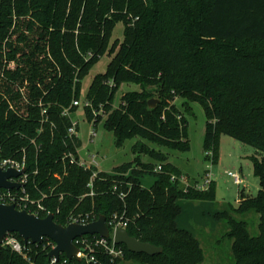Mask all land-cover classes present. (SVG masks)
Instances as JSON below:
<instances>
[{
  "label": "trees",
  "instance_id": "trees-1",
  "mask_svg": "<svg viewBox=\"0 0 264 264\" xmlns=\"http://www.w3.org/2000/svg\"><path fill=\"white\" fill-rule=\"evenodd\" d=\"M118 22L125 25L124 39L112 41ZM107 52L108 68L94 77L87 100L94 108L103 106L104 126L114 132L117 146L139 137L190 150L185 110L197 102L207 118L205 151L213 152L214 163L222 135L254 147L250 159L260 189L256 195L240 190L238 205L230 206L234 213H258L259 235H251L248 222L229 210L215 215L228 224L232 264H264V0H0V158H25L28 175L25 186L12 191L39 201L45 207L39 216L50 211L63 225L72 216L109 220L118 212L128 220L131 236L163 248L148 255L121 244L123 256L98 250L96 264L205 260L201 241L178 225L179 201L215 200V181L205 190L173 182L171 173L183 172L144 143L142 151L160 161L162 172L139 159L93 177L96 168L63 158L82 147L80 138L69 137L72 121L63 111L79 99L82 79ZM123 83L140 90L125 92L114 107ZM151 98L160 100L155 108L149 107ZM85 113L91 121L90 106ZM145 173L157 176L150 187L142 185ZM116 185L127 192L124 200ZM48 240L28 243L30 260L0 243V264H93L65 254L52 263Z\"/></svg>",
  "mask_w": 264,
  "mask_h": 264
},
{
  "label": "rangeland",
  "instance_id": "rangeland-1",
  "mask_svg": "<svg viewBox=\"0 0 264 264\" xmlns=\"http://www.w3.org/2000/svg\"><path fill=\"white\" fill-rule=\"evenodd\" d=\"M125 25L118 22L113 31L112 41L124 39ZM111 60L109 53H105L93 64L88 74L82 79L79 91L80 105L71 114L74 121L78 122V135L82 141L81 152L97 154L98 169L112 173L117 166L124 163L135 162L140 159L142 163L160 164L158 159L142 151V143L149 149H155L166 154L169 162L181 168L184 174L189 176V181L194 178L203 181L207 172H211L217 182L218 192L215 200L199 201L181 198L180 204L183 212L180 217V225L192 231L201 241L204 249L205 260L200 264H232V240L226 236L228 224L225 219H219L215 213L229 210L231 214L248 222L249 232L253 236L260 233L259 214L255 211L240 214L231 211V204L236 206L239 198V189H245V193L256 195L260 189L259 178L254 174L253 163L250 156L254 154V147L244 144L235 138L222 135L224 156L222 162L214 163L212 157L205 151V134L207 118L201 104L191 103V109L185 110L188 119V134L190 150L180 151L161 146L139 137L127 139L122 146H117L113 131L104 126V119L96 126V132L90 136L94 129L85 113V102L89 87L98 74L105 73ZM140 90V86L134 83H123L119 86L114 99V107L121 103V97L125 92ZM77 99V98H76ZM75 100V99H74ZM181 99L176 102L181 105ZM238 171L244 182L241 185L234 183V179L228 176L227 171ZM157 176L145 173L142 177V185L150 187ZM247 193V194H248ZM36 201V200H34ZM132 264V263H131Z\"/></svg>",
  "mask_w": 264,
  "mask_h": 264
},
{
  "label": "built area",
  "instance_id": "built-area-1",
  "mask_svg": "<svg viewBox=\"0 0 264 264\" xmlns=\"http://www.w3.org/2000/svg\"><path fill=\"white\" fill-rule=\"evenodd\" d=\"M80 101L79 99H75L73 101L72 106H79ZM66 107L63 111V114L66 116H69L71 118L72 124L68 129V135L71 139L79 138L78 135V122L74 121L71 114V107ZM85 106H90L92 108L93 112V119L90 121V123L93 125L94 129L90 131V136H93L96 132V125L95 122L97 119L101 116H106L105 110L103 106L101 105L99 109L94 108L92 102L89 100H86ZM43 115V122L48 120V114L47 109L44 108L42 110ZM81 148L76 149L75 152H67L64 155V160L68 159L70 164H78L79 166L85 168V169H93L96 168V171L93 173V177H96L97 173L100 171L98 169V161H97V154L95 153H88L87 155L82 154ZM210 157H213V152L210 151L209 153ZM0 166L4 169H7L8 167H15L19 170L26 168V161L25 158L23 160H18L15 158H0ZM155 171L162 172L163 166L162 164H159L156 166ZM228 176L232 177L234 179V183L237 185H241L243 183V178L241 174L238 171H227ZM28 179V175L23 174L19 181L26 183ZM171 180L173 182H178L184 185L192 184L195 188L199 190H205L208 189L209 186L215 181L214 177L211 172H207L205 178L203 181H200L195 178L192 182L189 181V178L186 174H175L171 173ZM90 187H92V184H89ZM119 187L116 185L114 187V191H118ZM93 194V192H92ZM119 197L124 200L127 196V192L125 191H118ZM0 202L6 203V204H15L17 207L19 206V209H26L29 207V205H36L35 211H29L31 213H35L39 216V212L41 210H45V207L40 204L39 201L31 200L28 196L22 197L17 192L14 191H7V190H0ZM31 208V207H30ZM51 213L48 211L47 215ZM95 220H91L89 216H72L70 218L69 223H82L87 224L90 222H93ZM68 223V224H69ZM107 225L110 230V237L106 238L99 234H87L83 236L76 237L73 240V243L79 248V257L80 259H85L88 263L96 264L98 262L97 260V253L98 250H104L106 253L113 255V256H123L124 255V249L115 243L114 236L115 232L119 228H127L128 226V220L125 219V216L122 214H119L118 212H115L111 215L109 220H107ZM49 239V238H48ZM2 245H10L14 251L24 255L28 260L30 258L27 255V252L29 251L28 244L25 242H21L20 239H18L13 233L8 234L3 242ZM48 244L53 249L55 247V242L52 240H48ZM52 263H56L58 260L56 258H51Z\"/></svg>",
  "mask_w": 264,
  "mask_h": 264
},
{
  "label": "water",
  "instance_id": "water-1",
  "mask_svg": "<svg viewBox=\"0 0 264 264\" xmlns=\"http://www.w3.org/2000/svg\"><path fill=\"white\" fill-rule=\"evenodd\" d=\"M159 102V99L151 98L148 104L150 108H155ZM26 170V168L19 170L15 167L4 169L0 166V190L11 191L24 187L25 183L19 181V178L25 174ZM10 233H18L26 244H41L45 238L51 239L56 245L49 251L48 256L57 260L60 259L61 254H65L69 259H80L79 248L73 243L76 237L87 234L110 237L105 215H101L97 220L87 224L69 223L63 225L55 221L53 213L41 217L26 209H19L15 204L0 202V243ZM114 240L116 244H124L129 251L135 253L156 255L163 251L160 246L131 236L126 228L117 229Z\"/></svg>",
  "mask_w": 264,
  "mask_h": 264
},
{
  "label": "crops",
  "instance_id": "crops-1",
  "mask_svg": "<svg viewBox=\"0 0 264 264\" xmlns=\"http://www.w3.org/2000/svg\"><path fill=\"white\" fill-rule=\"evenodd\" d=\"M223 156H224V149H223V144H222V142L220 141V150H219V157H218V161H217V163H219V162H222V160H223ZM176 166V165H175ZM179 168V167H178ZM181 171H182V169L181 168H179ZM183 172V171H182ZM184 173V172H183ZM243 182H244V180H243ZM216 183V188H217V192H218V186H217V182H215ZM240 190H244V192H246L245 191V189L243 188V189H239V191ZM248 193V192H247ZM239 194V193H238ZM248 194H250V193H248ZM250 195H253V194H250ZM216 197H217V195H216ZM238 203H239V198L237 199V205H238ZM236 205V206H237ZM182 215V214H181ZM181 215L178 217V219H177V222H178V225L181 227V228H185V227H182L181 225H180V217H181ZM187 229V228H186Z\"/></svg>",
  "mask_w": 264,
  "mask_h": 264
}]
</instances>
